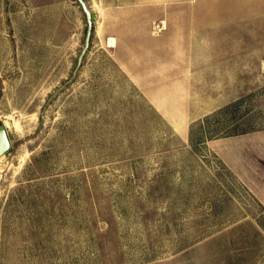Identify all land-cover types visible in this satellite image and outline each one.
I'll use <instances>...</instances> for the list:
<instances>
[{"label": "rangeland", "instance_id": "rangeland-1", "mask_svg": "<svg viewBox=\"0 0 264 264\" xmlns=\"http://www.w3.org/2000/svg\"><path fill=\"white\" fill-rule=\"evenodd\" d=\"M84 1L0 0V264H264V10Z\"/></svg>", "mask_w": 264, "mask_h": 264}, {"label": "crops", "instance_id": "crops-1", "mask_svg": "<svg viewBox=\"0 0 264 264\" xmlns=\"http://www.w3.org/2000/svg\"><path fill=\"white\" fill-rule=\"evenodd\" d=\"M228 1L231 2L232 5L224 6L223 8L228 9V10H232V11H237V12H235V14L237 13V16H238V11L244 10V9L264 10V0H228ZM244 3H248V6L245 5ZM238 20H240V19H237V20L232 19L227 24H230L233 22H234L233 24H236L235 23L236 21H237V23H239L240 21H238ZM222 21L225 22L224 19Z\"/></svg>", "mask_w": 264, "mask_h": 264}, {"label": "water", "instance_id": "water-1", "mask_svg": "<svg viewBox=\"0 0 264 264\" xmlns=\"http://www.w3.org/2000/svg\"><path fill=\"white\" fill-rule=\"evenodd\" d=\"M82 7L84 12L87 15L88 22H89V28L91 29L92 27V19L95 18V15H92L89 8L87 7V4L85 3L84 0H78ZM10 140L7 136V132L5 127L0 128V157H2L9 149H10Z\"/></svg>", "mask_w": 264, "mask_h": 264}, {"label": "trees", "instance_id": "trees-1", "mask_svg": "<svg viewBox=\"0 0 264 264\" xmlns=\"http://www.w3.org/2000/svg\"><path fill=\"white\" fill-rule=\"evenodd\" d=\"M216 136H217V137H219L220 135H219V134H217ZM214 137H215V136H214ZM212 138H213V137H212Z\"/></svg>", "mask_w": 264, "mask_h": 264}]
</instances>
